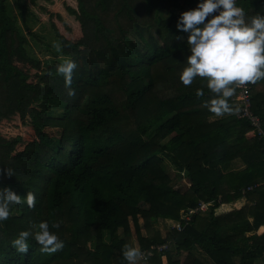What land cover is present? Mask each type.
I'll use <instances>...</instances> for the list:
<instances>
[{
    "label": "trees",
    "instance_id": "obj_1",
    "mask_svg": "<svg viewBox=\"0 0 264 264\" xmlns=\"http://www.w3.org/2000/svg\"><path fill=\"white\" fill-rule=\"evenodd\" d=\"M13 1L15 12L0 0V99L19 105L21 115L34 100L25 94L26 75L8 58L16 52L36 61L25 52L30 39L36 46L42 41L46 52L53 46L27 30L29 17L38 20L28 4ZM76 1L77 10L66 7L67 12L97 32L104 45L98 42V47L78 52L79 44L62 40L68 51L61 47L57 63L68 58L76 63L70 85L75 94L68 95L56 65L51 67L53 82L35 99L43 106L40 128L56 129V136L42 132L20 151H15L19 139L0 136V187L21 197L30 191L36 198L31 209L13 205L0 225V264H127L118 231L129 236L130 221L139 250L168 245L142 264H201L193 250L211 264L264 260V232L258 234L264 228L262 144L246 137L249 124L236 118L234 106L223 116L204 106L212 94L201 78L189 86L179 81L188 55L187 34L175 24L197 0ZM237 4L249 16L264 14V0ZM201 87L205 94L198 98L195 92ZM250 95L264 130V79L255 82ZM235 161L243 168L231 169ZM169 167L188 181L185 193L172 185ZM3 168L15 169L16 175L5 177ZM241 200L247 203L215 213L221 205ZM200 202L210 204L202 213L207 219L201 213L189 221L180 218L181 211ZM139 218L145 226L160 220L170 230L163 237L151 230L142 237ZM42 220L59 222L51 230L63 248L42 253L30 237L27 253H17L12 239Z\"/></svg>",
    "mask_w": 264,
    "mask_h": 264
},
{
    "label": "clouds",
    "instance_id": "obj_2",
    "mask_svg": "<svg viewBox=\"0 0 264 264\" xmlns=\"http://www.w3.org/2000/svg\"><path fill=\"white\" fill-rule=\"evenodd\" d=\"M175 27L187 34L188 55L179 81L189 86L194 79L201 78L212 94L204 106L216 116L232 113L235 109L228 98L234 96L236 88L264 79V14L249 16L236 0H197L195 7L179 14ZM53 46L61 51L59 43L54 42ZM75 68L76 63L68 58L56 69L63 76L70 96L75 94L70 87ZM204 87L196 89L198 98L204 96ZM2 171L7 178L16 175L13 168ZM35 203V195L30 191L21 197L10 187H0V225L9 218L13 205L31 209ZM59 227L58 221L51 225L47 220L39 221L30 230L19 231L11 246L17 253H27L31 237L42 253H54L64 246L51 230ZM121 255L127 264H137L143 254L139 248L125 245Z\"/></svg>",
    "mask_w": 264,
    "mask_h": 264
},
{
    "label": "rangeland",
    "instance_id": "obj_3",
    "mask_svg": "<svg viewBox=\"0 0 264 264\" xmlns=\"http://www.w3.org/2000/svg\"><path fill=\"white\" fill-rule=\"evenodd\" d=\"M23 2L28 4L31 11L39 17L37 23H33L30 17L27 19V23L30 27H28L27 30H30L31 33H37L38 36L43 38L45 43L48 42L50 46H53L54 42L61 43V47L64 51H68L65 50L66 44L62 41L64 40L66 42L69 41L71 44H79L77 51L82 52L85 50L88 51L93 47H98V42H100V46L104 45L102 40L103 38H99L101 36H99L97 32H94L93 29L87 30L83 28L81 26V22H78L75 16H71L67 12L66 7L77 10L76 0H35V2H32V0H23ZM8 5H10L13 12H15V9H13L14 1L7 0V6ZM167 16L168 14L166 13L162 14L163 18H166ZM18 24L20 30L22 31L20 22H18ZM24 35L28 36L29 34L24 33ZM96 38H99L101 41L96 40ZM26 39L28 41L29 37ZM39 42L42 41L39 40L36 46L34 44L35 42L30 39V41L24 46L27 55L32 59H36V61L33 62V60L25 56H20L19 54H16V52H12L14 53V56L10 55L8 58L13 65H16L26 75L27 79L24 85L27 88H25V94L28 96L27 99L34 100L33 102H28V105L25 106L26 109H24L23 114L20 115V111H18L19 105L17 106L9 102V99H0V136L10 140L15 138L19 139V142L15 147V151H20L30 141L39 139L42 132L48 133L52 136H56L58 134V130L56 129L40 128V125H42V121L44 120L43 106L40 102L35 101V99L38 98L48 85L53 82L51 67L58 65L57 62H59L61 53L60 51H55L54 46L52 47L53 51L49 49L46 52L45 48L39 45ZM53 113H56V110H53ZM242 166L243 165L239 161L229 164V167L235 170H239ZM169 170L172 185L180 193H185L189 187L188 181L184 177L177 176L172 167ZM245 203H247L245 200H241L240 203L221 205L215 213L221 214L235 208L238 209ZM200 217L207 219V213H205V215L202 214ZM200 217L199 219H203ZM32 225V223L29 224L28 230L31 229ZM138 227V232L142 237L150 236L148 233L149 230H151V234L158 232L161 237L165 236L167 231L170 230V228L160 220L156 222L152 221L151 226H145L142 218L138 219ZM263 232L264 228H260L258 234ZM118 235L120 238L124 239L125 245L140 249L136 238V230L132 221H130V235L125 236L122 233V230L118 231ZM106 242L108 243L107 240ZM88 246L92 247L93 244L89 243ZM191 253L192 257H197L201 264H211V262L202 253L194 250ZM185 256L186 254L183 252L180 255V261H183ZM162 261L165 263V259H162ZM255 264H264V260L261 259Z\"/></svg>",
    "mask_w": 264,
    "mask_h": 264
},
{
    "label": "built area",
    "instance_id": "obj_4",
    "mask_svg": "<svg viewBox=\"0 0 264 264\" xmlns=\"http://www.w3.org/2000/svg\"><path fill=\"white\" fill-rule=\"evenodd\" d=\"M238 0H236L237 2ZM238 5V4H237ZM255 83H247L236 88V93L231 98V104L235 107L234 112L237 119H243L249 124V131L246 133V137L249 139H257L262 144V153L264 157V130L262 128V123L259 117L252 111V102L250 92ZM209 203L200 202L195 208L190 210H185L180 212V218L185 221H189L192 216L203 213L207 211ZM173 227V225H172ZM175 229L181 230L180 223L174 224ZM168 248L167 244L163 245H152L149 249L140 250L143 254L137 264H142L148 261L154 252L161 253ZM165 259L164 257L162 258Z\"/></svg>",
    "mask_w": 264,
    "mask_h": 264
},
{
    "label": "crops",
    "instance_id": "obj_5",
    "mask_svg": "<svg viewBox=\"0 0 264 264\" xmlns=\"http://www.w3.org/2000/svg\"><path fill=\"white\" fill-rule=\"evenodd\" d=\"M37 18H38V20H39V17H37ZM232 163H234V162H232ZM241 168H243V166L240 167V169H241ZM237 203H240V202H237ZM241 206H242V205H241ZM239 208H240V207H239ZM262 228H263V227H262ZM163 263H164V261H163Z\"/></svg>",
    "mask_w": 264,
    "mask_h": 264
}]
</instances>
